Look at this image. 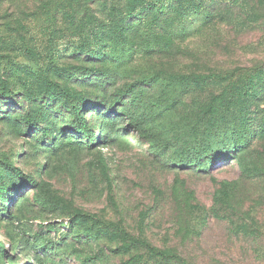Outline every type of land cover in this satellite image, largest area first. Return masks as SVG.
Listing matches in <instances>:
<instances>
[{
  "label": "rangeland",
  "instance_id": "374dc122",
  "mask_svg": "<svg viewBox=\"0 0 264 264\" xmlns=\"http://www.w3.org/2000/svg\"><path fill=\"white\" fill-rule=\"evenodd\" d=\"M151 3L0 0V264H264V0Z\"/></svg>",
  "mask_w": 264,
  "mask_h": 264
},
{
  "label": "trees",
  "instance_id": "16d2710c",
  "mask_svg": "<svg viewBox=\"0 0 264 264\" xmlns=\"http://www.w3.org/2000/svg\"><path fill=\"white\" fill-rule=\"evenodd\" d=\"M161 2V0H154V3H151V4H153V5H159V3ZM52 32H53V30H52ZM51 33H50V36H49V45L50 46H52V38H51ZM252 78H254V76H252V77H250V79H252ZM215 104V101H213L212 103H211V108L209 107L208 108V111L209 110H211L212 108H216V111L221 107L222 109H225V107H226V105H227V102L226 101H223V102H221V103H219V105H214ZM227 111H229V109H226ZM225 110V111H226ZM212 112H213V110H211ZM85 126V125H84ZM219 138H221V135L219 136ZM225 142V139L222 141V144H226V143H224Z\"/></svg>",
  "mask_w": 264,
  "mask_h": 264
}]
</instances>
